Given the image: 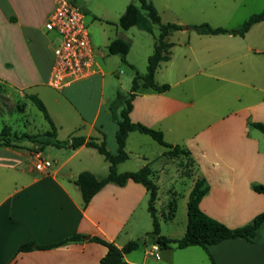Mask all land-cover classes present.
Listing matches in <instances>:
<instances>
[{
  "label": "crops",
  "instance_id": "crops-1",
  "mask_svg": "<svg viewBox=\"0 0 264 264\" xmlns=\"http://www.w3.org/2000/svg\"><path fill=\"white\" fill-rule=\"evenodd\" d=\"M78 1L84 7V21L86 16L97 20L104 10L120 17L130 2ZM54 8L55 0H0V104L11 108L12 103L36 96L55 125L56 140L68 142L65 147L46 146L40 150L32 142L24 144L26 139L13 146H0V264H100L106 247L91 241L92 237L118 248L138 240V248L123 256V264H264V222L253 243L228 239L208 246L206 253L198 246L160 248L147 239L151 231L148 193L139 183L107 184L83 206L75 183L77 176L88 171L98 179L104 178L108 163L93 148H71V138L104 140L106 149L115 153L116 124L109 110L110 98L105 94L104 73L96 60L103 58V53H94L97 74L60 91L47 85L58 39L44 26ZM115 35L107 38L106 49L117 38V32ZM198 36L196 47L187 45L188 63L179 67L183 78L156 79L161 66L171 63L170 52L169 60L159 64L154 76L157 84H167L169 89L163 93H137L129 116L135 123L160 131L167 144L189 151L192 171L187 177L192 186L198 179L208 186L199 203L200 210L228 228H237L264 212V195L253 190L254 185L264 187V135L252 127L253 123L264 124V20L254 24L243 37ZM126 67L132 79L135 72ZM190 69L195 72L185 76ZM195 76H200L198 83L182 85ZM11 131L14 132L12 128ZM134 134H128V159L117 165V172L148 166L158 188L156 214L163 219L165 214L156 208L160 182L174 166L175 158L165 154V148L158 152L149 136L152 141ZM131 144L146 145L151 152L134 149ZM36 154L50 162L48 170L34 168ZM132 159L136 161L135 168L119 169ZM175 168L176 175L182 174L180 168ZM159 222L160 235L168 239L184 235L186 226L177 236L165 235L161 219ZM75 234L83 236V240L18 252L25 243L50 245Z\"/></svg>",
  "mask_w": 264,
  "mask_h": 264
},
{
  "label": "trees",
  "instance_id": "trees-1",
  "mask_svg": "<svg viewBox=\"0 0 264 264\" xmlns=\"http://www.w3.org/2000/svg\"><path fill=\"white\" fill-rule=\"evenodd\" d=\"M139 7L132 2L129 3L119 17L118 26L122 30H128L132 27L144 31L148 34H153V27L158 26L159 34L154 39L153 51L147 58L146 73L141 75L135 71L132 65H128L135 71V75L131 81V87L127 94L116 92L114 101L110 104V113L113 121L116 124L115 143L116 152L110 153L106 147L104 140L96 142L94 138L85 139L84 137H72L69 146L71 148H78L82 145L93 148L103 157L108 163V173L104 178L98 179L88 171L81 172L75 183L78 185L83 206H87L93 196L97 194L105 185L116 184L124 186L127 182L132 181L143 185L148 193L147 211L151 218L150 236L153 244L160 248H168L174 245L178 249H183L189 246H198L208 253V246L218 244L228 239H244L249 243L254 242V238L259 226L264 222V212L258 214L253 220L241 227L228 228L224 224L205 215L199 208L201 199L208 191V186L203 179H198L194 182L192 189L189 192L186 204V227L184 235L180 239H168L160 235V219L156 214L155 202L157 200V185L151 179V171L147 165L133 172H117V165L125 162L128 155L125 151L126 140L128 134L137 132L149 136L155 143L166 149L165 154L176 157L183 155L192 159L187 149L179 146L167 144L163 140V134L155 129L145 127L139 123H135L130 119V112L132 110V101L137 93L145 91H153L156 93H163L169 89L167 84H157L154 81L156 70L160 63L166 62L170 58V49L173 44L169 41V37L182 29L178 24L161 22L160 16L150 0H137ZM264 20V7L259 13L251 15L238 28L225 29L221 27H212L209 24L192 25L185 27L190 29L198 35H233L243 37L245 33L254 25ZM130 49V43L122 38H114L107 45L108 55L119 56L121 62L128 64L126 56ZM28 99L38 108L42 113L43 118L49 126L46 132L28 135L12 132L8 126H3L0 132V146H13V143L19 140H28L42 149L46 146H54L57 148L65 147L68 142H60L56 140V128L51 120L43 102L34 95H29ZM117 109H120L117 115ZM252 127L257 129L264 135V124L253 123ZM253 190L264 195V187L261 185H254ZM175 211L174 201L168 204V213L163 217L164 220H169L173 217ZM83 236L79 234L50 245H37L33 242L22 244L18 248V252H27L32 250H46L54 247L65 245L69 242H81ZM91 241L99 243L106 247V253L101 258L100 264H123V256L134 250L139 246L138 240L127 242L123 247L118 248L114 244L107 242L98 237L90 238ZM210 261L213 263L211 256Z\"/></svg>",
  "mask_w": 264,
  "mask_h": 264
},
{
  "label": "rangeland",
  "instance_id": "rangeland-1",
  "mask_svg": "<svg viewBox=\"0 0 264 264\" xmlns=\"http://www.w3.org/2000/svg\"><path fill=\"white\" fill-rule=\"evenodd\" d=\"M69 1L84 10L83 4L78 0ZM131 2L139 7L137 0H130L129 3ZM152 2L163 24L174 23L182 27L180 31L173 33L169 37V41L174 44L172 49H170L172 53L171 63L165 68L161 66V70L156 74V79L158 80L163 76L169 80L183 78V74L178 73V70L183 64L188 63L186 61L188 59L187 45L190 43L196 47L198 39H200L194 31L190 29L185 30L184 27L206 23L215 28H238L246 19L253 14L259 13L264 7V0H152ZM87 20L93 22V24H87ZM118 20L119 17L116 12L104 10L100 13L97 20L86 16L84 21L94 53L101 52L104 54L103 58H97L96 60L101 64V70L104 73V80L106 82L105 94L106 98H110L109 103L114 101L116 92L119 91L123 94L129 92L132 79L129 78V73L125 71L127 69L126 65L128 66L129 64L121 62L117 55L107 54V38L116 36L115 33L117 32V37H121L130 43L126 60L134 66L135 71L143 75L146 73L147 58L153 51L154 39L159 34L158 26L153 27V34H148L135 27L122 30L118 26ZM193 72H195V69H190V72H186L185 76ZM199 78L200 76H195L193 80H185L182 85L192 81L198 83ZM25 93L27 94L28 91ZM16 104L20 107H17ZM16 104H10L11 108H9V105L6 107L0 104L2 108H0V132L3 126H10L14 132L17 131L18 135H20L18 131L22 130L28 135L48 130L49 126L43 118L42 113L28 98L21 99ZM119 111L120 109H117V115H119ZM196 126L200 127L201 123L196 124ZM109 130L110 128H108V132ZM134 133V135H141L149 139L148 141H152L148 136H143L137 132ZM130 142L133 143L134 139H131ZM24 144L30 145V141L26 140ZM109 145L110 142H108ZM153 145L158 152L164 151V148L155 142H153ZM130 147L134 149L141 148L144 151L151 152L146 145L131 144ZM174 158V166L165 175H162L159 202L156 204V208L160 214L167 215L168 204L174 201L175 211L173 219L166 223L162 219V216L160 219L163 233L165 235L176 234L177 236V233L184 229L187 222L186 204L189 192L192 189L191 178L187 177V175L192 171L190 169L192 166L188 157L177 155ZM134 161V159L127 161L119 169L131 170L135 168L133 164L136 161ZM175 167L180 168L182 174L185 175H182L181 172L176 175ZM149 228L151 229V224ZM147 239L151 240L150 232L147 234Z\"/></svg>",
  "mask_w": 264,
  "mask_h": 264
},
{
  "label": "built area",
  "instance_id": "built-area-1",
  "mask_svg": "<svg viewBox=\"0 0 264 264\" xmlns=\"http://www.w3.org/2000/svg\"><path fill=\"white\" fill-rule=\"evenodd\" d=\"M84 16V11L73 2L55 0V8L45 23V30L56 34L58 39L47 81V85L54 90L60 91L99 72ZM50 166L48 160L35 155V169L44 172Z\"/></svg>",
  "mask_w": 264,
  "mask_h": 264
}]
</instances>
